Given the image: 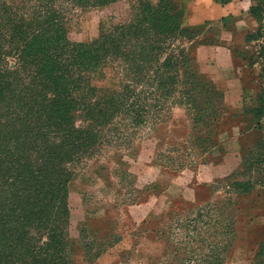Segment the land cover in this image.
Returning a JSON list of instances; mask_svg holds the SVG:
<instances>
[{"label":"trees","instance_id":"1","mask_svg":"<svg viewBox=\"0 0 264 264\" xmlns=\"http://www.w3.org/2000/svg\"><path fill=\"white\" fill-rule=\"evenodd\" d=\"M56 2L0 0V264H73L68 199L77 172L91 159L115 156L114 172L130 187L125 202H138L156 183L140 186L125 167V152L133 153L141 133L157 131L176 106L193 114L201 153L227 152L199 134L229 112L224 91L197 70L195 29L183 24V0H130L129 20L102 23L100 35L84 42L69 38ZM253 12L264 20L263 6ZM182 37L189 46L179 43ZM253 38L264 55V25ZM259 106L250 110L262 118L264 103ZM257 125L263 128L264 122ZM249 163L243 153L240 164L250 169ZM229 182L231 187L234 182ZM236 185L247 187L246 181ZM217 202L201 203L187 213L197 217L186 214L184 221L216 223L211 213ZM182 219L174 214L168 224ZM86 229L80 242L100 245L99 255L103 244L89 240ZM199 242L204 256L219 253L204 258L189 249L191 242L181 241L179 247L166 248L159 264H226L229 255H220L221 239ZM176 251L177 259L172 257Z\"/></svg>","mask_w":264,"mask_h":264},{"label":"rangeland","instance_id":"2","mask_svg":"<svg viewBox=\"0 0 264 264\" xmlns=\"http://www.w3.org/2000/svg\"><path fill=\"white\" fill-rule=\"evenodd\" d=\"M151 1L156 4L159 0ZM197 1L183 0V24L195 29L192 43L197 58L196 69L212 79L211 73L217 69L212 68L209 74L207 69L212 56L207 52L203 54L201 49L203 46L215 44L217 28L199 22L197 4L193 3ZM78 3L76 0L56 2L60 10H63L69 38L76 42L96 39L100 35L102 23L110 26L125 22L129 20L132 11L130 0H119L106 6H92L89 0H83V5ZM182 40L183 43L178 40L179 43L189 46L187 37H182ZM256 49L259 50L260 46ZM263 57L264 55L261 56ZM256 87V91L248 87L245 89L246 104L243 112H226L217 122L210 124L208 132L199 133L209 136L216 143H221L227 137L230 124H234L240 131L252 128L254 133L242 141V153L221 154L216 149L212 153H201L198 147L201 141L197 140L199 126L195 128L193 114L185 106L174 107L167 117L168 121L157 131L145 129L135 142V151L125 152L124 155L126 169L137 176L140 186L156 183L153 189L139 196L136 203L125 202L130 187L121 182L114 172L118 167L117 157L102 156L87 161L77 172L69 189L70 234L74 241L73 264H159V260L167 254L169 246L171 249L179 247L181 241L191 242L189 249L195 250L198 256L212 259L219 252L210 258L204 256V247L199 240L216 241V238L224 243L220 255H230L239 222L258 221L260 215V219H264V156L261 157L264 154V126L259 128L257 125L260 119L264 122V116L260 118L255 110H250L252 107L258 109L261 107L259 104L264 103V100H261V97L264 98V84L259 87L258 83ZM192 147L196 150H192ZM243 153L250 160V169L240 164ZM235 170L237 174L230 177ZM172 175L178 178L187 193L196 195L191 202L178 199L174 204L175 211H171L173 204L167 197L163 196L161 203L158 201L163 195L164 184L157 178L168 181L173 178ZM229 181L234 182L231 187ZM243 181L247 183L244 189L236 185V182ZM255 192L259 193V197ZM249 193L253 195L249 196ZM244 194L247 195L243 196ZM208 199L218 201L211 213L216 223L205 225L206 222L202 220L196 223L190 219L184 221L188 212L195 211V207L204 204ZM232 201L237 204L239 210L231 205ZM192 205L193 208H190ZM174 214L183 216V219L179 224H168ZM188 217H197V214L193 212ZM162 218L164 219L160 225ZM84 226L87 228L89 240L102 242L103 248L99 255L97 250L100 245L95 243L85 247V243L80 242ZM245 228L247 231L249 226ZM161 231H165L166 236L163 237ZM247 235L252 236L250 232H247ZM257 236L264 239V232H258ZM159 237L170 240L163 249L154 242V239ZM246 247L247 245H242L241 250L245 251ZM159 250H163V254H155ZM260 252L256 260L253 259V264L264 263V249ZM122 253L125 255L123 261ZM175 253L172 257L177 259L179 252Z\"/></svg>","mask_w":264,"mask_h":264},{"label":"crops","instance_id":"3","mask_svg":"<svg viewBox=\"0 0 264 264\" xmlns=\"http://www.w3.org/2000/svg\"><path fill=\"white\" fill-rule=\"evenodd\" d=\"M193 3L197 4L199 22L217 28L215 44L203 46L201 49L203 54L207 52L212 56L207 70L210 74L212 68L217 69L213 74L211 73V76L215 84L225 93L227 111L231 114H239L245 109V89L248 87L256 91L258 89L256 85L259 83V87H262L264 83L262 79L264 57L261 58L262 55H259L256 49L258 41L253 38L264 25V20L254 14L253 8L264 7V0H198ZM253 133L252 128L240 131L234 124H230L227 128V137L221 141V144L230 154H238L242 149V141ZM172 177L168 181L157 178L164 184L163 195L158 199L160 203L163 196L171 203H175L180 198L185 202H191L196 198L194 193H187L175 175ZM254 194L259 197L258 192ZM248 195L252 196L253 193ZM260 217L262 216H259L258 221L239 222L237 238L226 264H253V259L256 260L260 251L264 249V239L257 236L258 232H264V219ZM245 226H249L247 231ZM247 232L252 236H248ZM154 242L164 248L165 244L159 238H155ZM244 244L247 247L242 251L241 246ZM155 254L161 255L163 250Z\"/></svg>","mask_w":264,"mask_h":264}]
</instances>
